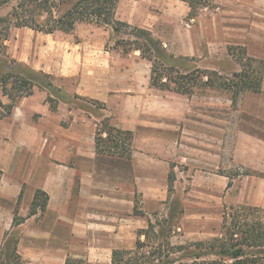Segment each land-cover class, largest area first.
I'll list each match as a JSON object with an SVG mask.
<instances>
[{
    "label": "crops",
    "instance_id": "crops-1",
    "mask_svg": "<svg viewBox=\"0 0 264 264\" xmlns=\"http://www.w3.org/2000/svg\"><path fill=\"white\" fill-rule=\"evenodd\" d=\"M212 2L220 13L207 6L192 17L183 0H120L116 18L151 31L174 56L206 59L216 41L200 22L220 15L226 44L264 60V0ZM25 29L13 32L10 55L58 78L78 75L77 96L104 102L107 115L134 139L130 158L98 153L99 119L62 99L54 110L48 90L37 86L11 112L0 108V230H22L19 253L24 246L52 249L62 264L70 247H80L89 263L106 255L108 264L114 249L135 247L138 232L166 208L170 193L264 209V72L261 90L242 92L236 109L228 103L209 109L194 94L152 86L150 62L139 50L104 49L89 65L83 58L88 39L55 40V32L34 31L27 40ZM68 41L65 50L61 43ZM77 53L79 63L65 68ZM226 54L234 62L228 47ZM0 99L11 102L2 86ZM38 190L49 200L45 210L30 214ZM137 205L144 214H136ZM16 216L22 221L14 225Z\"/></svg>",
    "mask_w": 264,
    "mask_h": 264
},
{
    "label": "trees",
    "instance_id": "trees-1",
    "mask_svg": "<svg viewBox=\"0 0 264 264\" xmlns=\"http://www.w3.org/2000/svg\"><path fill=\"white\" fill-rule=\"evenodd\" d=\"M11 0H0V6ZM120 0H18L14 7L15 25L29 27L46 33L63 31L70 33L79 22L95 23L98 26H111L115 32L131 29L134 39L119 41L123 53L139 50L142 58L151 64L152 86L161 90L176 91L191 95L193 88L202 75L207 77L203 84H210L220 80V86L234 92L233 101H237L240 92L251 90L259 92L263 72L253 68L251 73L242 70L236 72L237 80L227 79L217 71L208 69L200 71L193 69L187 72L180 71L169 64L173 58L163 46L161 39L155 37L151 31L131 25L116 18V11ZM191 8L190 16H197L201 7H209L207 0H183ZM7 17L0 18V22ZM2 37L0 32V38ZM246 53L243 47H239ZM230 53L234 54L231 52ZM246 55V54H245ZM250 64L255 61L249 57ZM16 62V61H14ZM250 65V66H251ZM172 72V73H169ZM256 73V74H255ZM216 77V78H215ZM45 78L48 80L46 81ZM213 78V79H212ZM217 79V80H215ZM215 80V81H214ZM2 91L8 95L11 102L4 105L0 99V108L11 112L16 101L33 93L34 87L48 90V101L52 108H57L61 99V88L54 85L52 75L43 71L26 67L25 75L8 70L0 76ZM11 85V87H9ZM99 102L98 100H94ZM105 106V104L103 103ZM4 114L0 112V116ZM102 127L97 129L96 148L98 153L130 158L134 133L124 130L110 122L105 117L101 121ZM174 177H169V191H173ZM171 194V193H170ZM49 195L38 190L31 205L30 214L38 208L45 210ZM136 214H144L136 206ZM183 210L171 209L167 215L156 213L155 221L150 219L148 226L138 232L136 245L131 249H114L111 261L108 264H264V209L256 206L240 205L231 212H225L218 235L208 239H200L185 243H175L173 237L182 218ZM22 219L17 216L14 225ZM19 235L9 231L0 247V264H31L18 251ZM65 264H90L83 257L69 256Z\"/></svg>",
    "mask_w": 264,
    "mask_h": 264
},
{
    "label": "rangeland",
    "instance_id": "rangeland-1",
    "mask_svg": "<svg viewBox=\"0 0 264 264\" xmlns=\"http://www.w3.org/2000/svg\"><path fill=\"white\" fill-rule=\"evenodd\" d=\"M17 1L18 0H11L6 5L0 6V18L7 17L6 21L0 22V32L2 35V37L0 38V76L8 70H13L16 73L24 76L26 72V67L28 66L26 64L20 63L18 60L13 58L8 52V43L13 38V32L18 30V28H24L15 25L16 19L14 18L13 14L15 11L14 7L16 6ZM207 1L210 3V10H213L216 13H220L219 9L216 10V4H214L212 0ZM203 8L205 7H201L200 10H202ZM210 17V19L204 18L200 22V28L210 30V32L215 35L214 40L216 42H214L212 48V55H208L209 57L206 59H190L189 57L173 55L174 57L169 59V64L175 66L180 71V73L187 72L193 69H199L200 71L208 69L211 72L217 71L220 75L224 77V80L225 78L237 80V76H235L234 74L236 72H241L242 70L248 71L249 73H251V75L253 74V72H251L253 68H259V71L264 72L263 59H254L255 61L251 65L249 60L250 56H248L247 53H245V55L244 53H242V51L239 50V47L243 46L237 44H226V39L224 37V29H226V26H223L224 22L225 25L227 24L226 21L223 22L220 15H211ZM28 28L29 27H26V29L23 30L25 31V33L21 35V38L28 40L32 37V33L39 31L32 28ZM40 32L46 33L44 31ZM16 37L19 38L20 36L17 35ZM134 37L135 36L133 35L131 29H124L123 32L118 33L115 32L111 26H98L95 23L89 22L77 23L75 29L72 30L70 33H66L63 31H55V40H62L66 38L65 40L68 39L71 42H80L82 41V39H88L89 41L88 43H86L87 45H84V47L86 48L83 52V58L84 61H86L89 65H92L94 54H97L98 52L102 53L104 49L113 50L115 48L123 53L122 45H118L117 43L119 41H123V39H134ZM69 41L65 44L64 42L61 43V45L65 47V50L70 49ZM163 46L166 49L164 44ZM227 47L229 51L231 48V52L234 53L231 54L232 59H234V62L228 60L226 54ZM243 48L246 50L245 47ZM167 52L169 54H172L169 51ZM82 56L83 55H81L80 53H77V56H75V58H73L72 60L65 61L64 67L66 68L72 66L73 60L76 62L77 65L82 59ZM237 69L240 70L237 71ZM78 77V75H74L70 78L63 79L52 75V81L54 85L58 88H61V91L59 92V94L61 95V99L68 101L72 106L81 107L88 113L95 115L97 119H99L97 129L99 127H102L101 121L105 117L110 118V122L113 125H116V121L114 122V120H112V117H109L107 115L106 107L103 105L104 102H95V99L90 98L89 96H77L78 94H76L75 88L79 84ZM201 78L202 82H200L199 80L197 81L198 84L194 86L193 93L191 95L194 94L199 102H207V105H210V108L207 106L206 108L214 109V106H224V103H228L227 109H229L230 111L237 108V102H234L232 100L234 98V92L232 90L226 89L225 87H221L220 80L215 79L217 81L214 80L215 82L213 83L203 84V82L207 80V77L205 75H202ZM45 80L47 81L48 79L45 78ZM87 83L88 82L86 81L83 86H89V84ZM9 87H11V85H9ZM163 91L172 92L167 90ZM241 93L242 91L240 92V94ZM239 95L237 96V98H239ZM210 96L212 98H210ZM228 98L231 101H227L226 99ZM1 111L3 112V110L0 109V112ZM229 120L230 123L233 122L235 120V115L230 114ZM214 204L219 205V208L215 205L208 204L207 199L203 197V193H171L167 201L166 208L160 211L159 214L160 216L167 215L170 213L171 209L175 211H179L180 209H182L185 211V213L182 214L181 222L176 229L177 231L175 236L173 237V241L175 243H185L200 239H208L218 235L222 224L223 215L225 214L224 212H231L234 207L245 205L229 202L225 203L223 206L220 201L216 203V200H214ZM18 218L21 219V217ZM155 219L156 218L153 215L152 220L155 221ZM7 233L0 230V247L4 243ZM14 233L19 235L20 237L22 235V230L16 228L13 230V234ZM42 250H34L33 248L31 249V247L24 246L20 253L23 255V258L26 261H30L33 264H61V261L58 262V255L54 251V253H52V249H47L46 251ZM83 253L84 252L80 247H70L66 257L72 256L89 259L88 256ZM92 257H94V255H92ZM105 257L106 255L103 256L102 260L100 261L93 259L89 261L91 264H107L108 260ZM64 262L66 261L64 260ZM64 262L62 264H65Z\"/></svg>",
    "mask_w": 264,
    "mask_h": 264
}]
</instances>
